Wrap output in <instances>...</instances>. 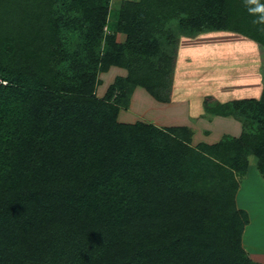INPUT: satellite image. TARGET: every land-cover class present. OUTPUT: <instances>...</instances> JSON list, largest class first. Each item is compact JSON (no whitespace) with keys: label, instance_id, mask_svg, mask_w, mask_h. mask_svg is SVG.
Here are the masks:
<instances>
[{"label":"trees","instance_id":"1","mask_svg":"<svg viewBox=\"0 0 264 264\" xmlns=\"http://www.w3.org/2000/svg\"><path fill=\"white\" fill-rule=\"evenodd\" d=\"M0 0V264H262L235 201L264 180V84L204 101L237 135L118 120L136 87L169 102L180 36L227 30L264 46L245 0ZM116 75L102 96L99 73Z\"/></svg>","mask_w":264,"mask_h":264},{"label":"rangeland","instance_id":"2","mask_svg":"<svg viewBox=\"0 0 264 264\" xmlns=\"http://www.w3.org/2000/svg\"><path fill=\"white\" fill-rule=\"evenodd\" d=\"M119 2L120 0H112V8ZM181 37L173 67V78L179 79L175 80L174 88L172 86L176 95L173 101H181L179 110L173 113L168 111L163 115L164 110L160 112L158 109L161 108V102L136 87L131 93L127 108L119 110L118 120L132 122L134 119H141L155 122L159 126H168L183 121V116L188 115V123L194 124L193 128L187 125L192 129L193 145L199 142L214 143L223 134L237 135L241 130L240 122L230 116L219 118L207 112L203 114L204 101L207 96L223 102L235 97L258 98L264 84V46L244 35L227 30L185 36L188 41L184 43H180ZM180 51L182 52L179 53ZM177 71H183L181 77ZM125 73L126 70L118 66L99 73L97 95L102 96L105 93L116 75ZM179 116L184 119H179ZM209 119L211 122H207ZM238 181L241 191L238 204L241 206L242 202L243 206L249 207L251 217V222L246 225L242 246L253 260L264 264V180L257 170L253 156H249L248 170L243 176H238Z\"/></svg>","mask_w":264,"mask_h":264},{"label":"crops","instance_id":"3","mask_svg":"<svg viewBox=\"0 0 264 264\" xmlns=\"http://www.w3.org/2000/svg\"><path fill=\"white\" fill-rule=\"evenodd\" d=\"M186 40L188 41V39H186L185 38V36H182L181 38H180V43L182 42V43H184V42H186ZM186 45V44H185ZM182 51H180L179 53H181ZM179 55V54H178ZM176 72V70H174V75L176 74L175 73ZM177 72H179L180 73V77L182 76L181 75V73L183 72V71H177ZM178 73V74H179ZM123 75V74H122ZM179 76V75H178ZM179 79V77H176V78H173V88H174V82H175V80H178ZM248 90H251V89H248ZM175 93L173 92V90H172V92H171V99H170V101L169 102H161V108H158L159 109V111L160 112H162V110H164V112H162L163 113V115H164V113H165V115L167 114V112L169 111L170 113H173V112H175V111H178L179 109H178V107L180 106V99H177L176 101H173V97L174 96H176V95H174ZM208 97V96H207ZM211 97V96H210ZM212 98V97H211ZM236 98V97H235ZM176 99V98H175ZM232 99H234V98H232ZM214 101H220V102H223V101H221V100H218L217 98H215V100ZM155 102V101H154ZM169 108V109H168ZM204 112H206L205 111V108H204V105H203V114H204ZM182 114V113H181ZM200 114H202V113H200ZM153 115L155 116V113H153ZM176 116V115H175ZM217 116V115H216ZM184 118H182V117H180L179 116V119H184L183 121H181V122H179V123H174L175 125H179V124H183V125H189L191 128H193V126H194V124H189L188 122H189V120H188V115H187V117H185V116H183ZM210 117V116H209ZM222 116H219V118H221ZM169 119H171V118H169ZM208 119V118H207ZM213 119V118H212ZM135 121V119L132 121V122H134ZM168 121H170V120H168ZM187 122V123H186ZM207 122H211V119H209V121H207ZM153 123H155V122H153ZM248 170V169H247ZM264 184V183H263ZM240 183H239V187H238V189H237V192H236V196H235V201H236V204H237V206L239 207V208H243V209H245L247 212H248V214H249V222H251V217H250V212H249V210H248V208L249 207H246V206H243V204H242V202H241V206L238 204V198H239V195H240ZM263 189H264V185H263ZM249 224V223H248ZM247 224V225H248ZM245 231H246V226H245V228H244V233H243V238H242V241L245 239ZM252 239H253V237H252ZM254 240V239H253Z\"/></svg>","mask_w":264,"mask_h":264},{"label":"clouds","instance_id":"4","mask_svg":"<svg viewBox=\"0 0 264 264\" xmlns=\"http://www.w3.org/2000/svg\"><path fill=\"white\" fill-rule=\"evenodd\" d=\"M248 12L255 17L254 24L264 26V0H245ZM264 31V27L260 28Z\"/></svg>","mask_w":264,"mask_h":264}]
</instances>
